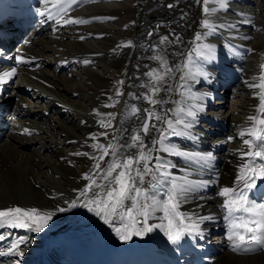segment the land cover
Here are the masks:
<instances>
[{
    "label": "bare ground",
    "instance_id": "bare-ground-1",
    "mask_svg": "<svg viewBox=\"0 0 264 264\" xmlns=\"http://www.w3.org/2000/svg\"><path fill=\"white\" fill-rule=\"evenodd\" d=\"M59 2L64 11L52 6L57 0L47 6L44 0H29L42 6L45 14L16 47V55L26 63L20 72L27 83H17L10 106L17 118L0 143V211L36 208L52 217L41 231L29 234L4 221L0 264H40L49 256L47 246L55 237L81 251L88 247L105 251L109 245L140 242L149 236L165 242L169 226L164 205L173 191V179L177 200L192 221L201 225L205 216L218 211L216 216L224 222L227 196L220 193L238 181L247 163L243 153L249 146L244 140L249 139L248 130L255 122L249 117L264 119L259 111L258 93L262 90L249 87L260 83L264 73V0H224L223 8L219 0H209V7L216 9L210 13L201 12L202 0H163L159 11L164 24H151L150 16V24H132V0ZM121 14L125 19H119ZM205 21L210 22L207 27ZM10 24L19 30L16 21ZM198 45L209 46L211 52L205 49V56L193 54L189 60V53ZM123 63L127 66L121 76ZM154 70L156 74L167 71L164 80H153L149 73ZM121 81L124 88L119 93ZM153 84L160 89L152 96L158 101L155 105L149 100ZM118 95L120 98H115ZM226 99L231 103L228 108L224 106ZM133 107L139 111L134 113ZM189 111L196 115L189 116ZM147 112L154 115L149 132L144 134ZM215 120L228 123L229 138L222 139L227 150L220 153L222 174L213 200L197 191L195 179L202 169L195 143L203 147L216 135L210 132L216 128ZM101 121L111 126L105 128ZM168 121L173 129L168 128ZM108 132L110 135H104ZM138 133L143 149L133 141L132 149H126ZM110 144L115 146V155L99 159L103 148L94 145ZM141 151L149 159L136 164L133 175L136 169L143 171L145 163L152 169L139 185L148 191L147 198L140 199L149 204L147 226L152 231L121 240L116 227L121 232L126 228L142 230L143 217L134 213L136 223L125 217L123 226L118 217L105 223L89 210L93 193H81L92 180L97 185L106 184L103 176L114 160L135 158ZM191 157H195V172L184 166ZM181 188L190 191L179 192ZM95 191L101 189L94 185ZM11 234L13 237L7 239ZM224 238L230 247L213 264H264V249L253 255L238 254L235 233L231 230ZM14 244L18 247L10 251Z\"/></svg>",
    "mask_w": 264,
    "mask_h": 264
},
{
    "label": "snow or ice",
    "instance_id": "snow-or-ice-1",
    "mask_svg": "<svg viewBox=\"0 0 264 264\" xmlns=\"http://www.w3.org/2000/svg\"><path fill=\"white\" fill-rule=\"evenodd\" d=\"M45 5L51 3V0H44ZM77 0H72V3H76ZM204 5L203 11L205 13L214 12L215 8L209 7V0H202ZM220 7H225L224 0H219ZM53 7H59L60 11H64L65 8L63 5L60 4L59 0H57L56 4L52 5ZM44 15L45 13H41ZM51 14L49 13V16ZM86 23L87 21L84 20H65L64 23ZM205 26H208V21H205ZM167 37H165V40ZM197 40L201 39L200 34L196 36ZM207 49V53L211 52V48L207 45L197 46L196 49H193V53H189V60H191L192 55L195 54L196 56L203 57L207 53L205 52ZM160 59V57H157ZM19 60V58H18ZM22 62V61H21ZM187 67V65H186ZM264 67V66H262ZM5 76L13 77L16 75V69L13 68L10 72L4 73ZM152 76L153 80L159 82L164 80L165 76L167 75V71L163 74H156L155 70L152 73H149ZM2 81V78H0ZM249 87L259 88L262 91L258 93L260 104H259V111L264 114V73L261 74L260 83H253L250 84ZM160 89L156 86V84L152 85L151 88V96H149L150 103L157 104L158 101L153 99L154 96ZM132 111L135 113L139 111V109L133 107ZM111 116V114H108ZM154 113L147 112L146 114V121L142 125V132L147 134L150 130V123L152 120ZM189 116H195V111H189ZM157 120H160V116L155 117ZM250 121H255L256 124L264 125V119H258L256 116L249 117ZM103 127L107 128L110 127V122L101 121ZM168 128L173 129V124L171 121H168ZM28 132V129L24 130ZM248 134L253 139H245L244 144L249 146V151L243 153V155L250 157L252 159L249 160L241 168V175L237 177L239 181H242L244 184V188L237 193L234 188L225 187L220 195L227 196L229 199L225 200L224 207L228 209L229 214L231 215L233 212H240L243 211L244 213L248 214L250 217H256V219H245L241 217L243 223L239 225L243 232L235 233V235L239 238V243H237L234 247V250H238L240 245L245 243L251 245H260L264 246V204H257L255 202H250L246 192L253 187H256V179L257 178H264V128H258L254 124L249 130ZM107 135V133H104ZM241 136H244L245 133L241 132ZM161 138H163V133H161ZM134 144H138L141 149H143L144 145L141 141V135L138 133L131 137ZM255 141H259V144H255ZM94 147L103 148V152L99 159L103 160L105 156L115 155V146L108 145L104 147L102 145H94ZM252 147H258L260 150L252 151ZM110 150H112L110 152ZM168 148H165V151H168ZM79 155V153H77ZM201 160L211 159L212 154L208 153L206 155H201L199 157ZM149 159L143 151L139 154L138 157H128L122 161H113L107 167V171L105 172L103 179L107 181V184L104 185H97L95 180H92L91 183L86 187V189L81 193V195H86L88 192H92V197L89 199L88 203L93 205L90 208V211H94L97 216H100L101 219L104 220L105 223L113 222V218H119L122 226L125 217L130 220H133V223H136L134 219L135 215L142 216L144 227L142 230H128L125 229L124 232H121L120 227H116V232L120 236L121 240H129L132 238L133 235H141V231L143 232H150L152 228L147 226V219L149 215V204L147 202H141V197L147 198L148 191L147 189L141 188L139 185L143 183L144 177L146 174L152 172V169L149 168L148 164L143 165V171L136 169L135 175H133L134 166L142 161ZM158 159V158H157ZM259 159L260 163L255 164L254 161ZM97 168L100 167L99 163L96 165ZM159 163L157 164V170H159ZM246 173H250L248 175ZM96 185L101 191L93 192V186ZM190 191V189H183L181 188L179 192H186ZM178 191L175 186L173 185V191L168 196L167 202L164 205V212L165 217L168 220V239L173 243L177 244L184 234L183 225H184V217L183 215L177 210L178 209ZM231 194V196H230ZM234 197V198H232ZM127 202V204H126ZM63 211V209H61ZM52 217L51 213H43L41 214L36 208H9L4 211H0V227L4 226V221H7L8 224L13 228H23L28 230H34L36 232L41 231L42 226L46 224L48 220ZM0 239H3L0 236ZM229 239H232V236H229ZM18 245H12L10 251L15 250ZM23 256V252L20 253ZM19 264V261H17Z\"/></svg>",
    "mask_w": 264,
    "mask_h": 264
},
{
    "label": "rangeland",
    "instance_id": "rangeland-1",
    "mask_svg": "<svg viewBox=\"0 0 264 264\" xmlns=\"http://www.w3.org/2000/svg\"><path fill=\"white\" fill-rule=\"evenodd\" d=\"M121 1V0H120ZM161 2L163 3V0H132V24H164L163 23V20H161V17H162V13H161V11H159V10H161L162 9V4H161ZM141 3V4H140ZM167 4V7H169V8H172V6H171V3H166ZM170 4V5H169ZM151 6V7H150ZM155 7V9H153L154 7ZM147 7H150V8H147ZM203 8H204V5L202 4V6H201V8H200V10H201V12L202 13H204V11H203ZM149 9V10H148ZM163 9H165L164 8V5H163ZM137 10V11H136ZM143 10V11H142ZM152 10H157L156 12H152ZM178 11V10H177ZM144 12V13H143ZM152 12V13H151ZM140 13V14H139ZM161 13V14H160ZM144 14H146L145 16H144ZM159 14V15H158ZM180 14H182L181 12H180ZM149 16H150V23H147V21H148V18H149ZM142 17V18H141ZM122 18H124L125 19V17L121 14V15H119V19H122ZM175 19V18H174ZM156 20H158V22H156ZM155 21V22H154ZM167 22H169L168 21V19L166 20ZM144 22V23H143ZM154 22V23H153ZM161 22V23H160ZM172 24H174V21H172L171 22ZM208 24H210V22H208ZM148 34H150L151 33V31H148L147 32ZM126 66H127V64H125V63H123L122 64V66H121V68H120V72H119V75H121V76H123V75H125V71H126ZM66 72V71H65ZM230 84V83H229ZM227 85L226 87L228 88L230 85ZM118 87H119V93L122 91V89L124 88V84H122V81L118 84ZM115 98H117V99H119L120 98V96L118 95L117 97H115ZM230 104L231 103H229L228 104V100L226 99V101L224 102V106L226 107V108H228V107H230ZM218 117L219 118H221V119H223L221 116H219L218 115ZM112 123V122H111ZM113 125H114V122H113ZM107 134H109L110 135V133L108 132ZM127 148H129V149H132V139L129 141V143H128V145H127V147H126V149ZM106 184H107V182H106ZM126 204H127V202H126ZM55 206V205H54Z\"/></svg>",
    "mask_w": 264,
    "mask_h": 264
}]
</instances>
